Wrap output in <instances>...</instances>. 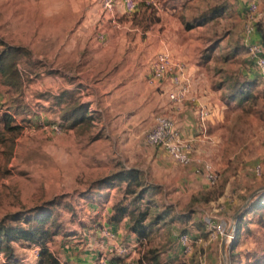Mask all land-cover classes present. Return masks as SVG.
I'll use <instances>...</instances> for the list:
<instances>
[{"label":"rangeland","instance_id":"rangeland-1","mask_svg":"<svg viewBox=\"0 0 264 264\" xmlns=\"http://www.w3.org/2000/svg\"><path fill=\"white\" fill-rule=\"evenodd\" d=\"M136 1L140 4L138 12L115 17L114 21L95 22L89 35L96 40L95 47L69 42L68 37L84 19L83 5L78 8L79 0H0V39L13 46H24L29 52L23 51L17 61L16 77L0 78V116L9 111L21 128L9 160L6 161L0 148V222L14 225L7 219L15 214L23 218L49 210L53 224L50 231L55 236L46 244L47 249L63 264L84 260L86 264H96L103 252L99 235L106 222L111 223V217L100 218V214L93 220L87 194L94 191L101 200L111 194L112 199L120 200L123 187L111 185L109 178L117 169L137 168L143 171L146 180L143 201L133 203L129 195L122 206L113 208L115 213L122 207L128 209V231L135 236L130 241L125 230L116 235L115 245H135L120 264H245L248 257L264 253V232L256 231L252 225L248 226L250 232L246 228L236 230L237 220L264 192L259 191L264 187V175L254 173L257 165L264 166V81L260 80L258 85H255L258 81H250L255 87L245 89L241 96L233 90L243 83V71L253 67L251 63L244 66L247 53L242 55L245 52H241L239 43L248 5L253 1L260 13L254 26L264 46V0ZM145 2L155 6H147ZM213 10H218L220 17L205 27L185 32L172 29L177 37L173 39L176 47H184L188 59L182 61L186 64H196L192 57L213 46L220 47L215 56L205 59L208 63L202 61V66L212 84L225 87L219 95L222 105L218 120L208 129L217 146L205 157L219 179L192 204L187 200L190 188L179 186L177 181L185 176L184 170L175 169L177 164L162 148H150L143 142L153 126L154 116L144 112L130 122L108 121L106 103L98 87L104 83L98 84L94 78L111 74L110 59L104 56L91 60L90 66H99V73L91 80L84 73L87 67L83 66L89 61L87 52L98 54L104 49L98 47V37L110 34L113 50L121 46L114 43L116 37L125 35L122 50L137 52L138 58L144 55V66L149 70L153 58L159 54L152 51V38L148 39L155 24H164L168 17H173L183 25L200 20L202 14H211ZM158 14L162 17H157ZM164 31L161 25L162 37ZM236 47L241 54L234 57ZM133 61L137 60H130ZM254 67L257 68L255 62ZM61 75L78 81L71 85ZM60 98L65 101L59 106ZM74 103L91 104L105 114V119L100 120L97 113L93 123L83 121L70 127L71 122L63 121L64 111L60 109L64 105L71 109ZM58 125L61 131L55 133L52 126ZM161 167L169 171L164 172ZM133 189L139 190H129ZM101 204L99 208L105 211ZM138 219L143 221V225L137 226L143 230L141 240L131 226ZM224 232H232L234 240L230 244L223 241L220 233ZM180 236H187L192 242L188 255L178 243ZM11 246L14 264H38L39 246L25 241Z\"/></svg>","mask_w":264,"mask_h":264},{"label":"crops","instance_id":"crops-1","mask_svg":"<svg viewBox=\"0 0 264 264\" xmlns=\"http://www.w3.org/2000/svg\"><path fill=\"white\" fill-rule=\"evenodd\" d=\"M82 5L84 11V16L82 18L84 19H82V21L78 24L76 31L70 37H68L69 42L88 43L90 46L94 45L95 47H97V45L95 44L96 40L89 37L90 30L92 29L95 22L98 19H101L100 21L102 23L103 21L107 20L114 21L115 17L119 19V17L125 15V12L120 5H117L113 14H109L102 9L101 0H79L78 8ZM162 15H164V13ZM162 15L158 14L157 17H162ZM125 17L127 16L125 15ZM176 21L177 20L173 17H168V19L165 20L164 24H162L161 22L160 24H155L154 31L152 35L148 37V39L152 38L151 48L154 53H168L174 62H181L186 64L185 61L186 59H188V57L184 55V47L177 48L175 42H173V39L177 38L173 36L174 29L185 32L180 22ZM161 25H163L165 28L163 37L161 36V33H159V28L161 27ZM241 35L242 37H240L242 39L240 38L241 41L239 43L245 48H248V45L261 42V35L255 29L251 34H246L245 32H243L241 33ZM1 40L10 46H13L7 43V41L3 38H1ZM103 42H96L98 44V47H104V49L100 53L97 54L96 52L93 53L92 51L87 52L85 56L89 61L88 63H85L83 68L87 67L84 73H87L89 80H91L94 75L99 73V66L97 64L90 66L91 60L98 59L104 56L105 58L110 59L109 67L111 74L103 78H94L98 84L104 83L103 86L98 85V87L106 103L105 113L108 116V121L130 122L133 119L137 120L144 112L145 114L149 113L152 116L163 115L169 117L174 121L180 137L183 140L192 143L194 158L196 160L206 161L205 157L211 154L217 146L215 137L210 135L208 129L211 123H214L215 120H218L219 110L222 105L219 99V95H221L220 93L225 90V87L223 84H219L217 86L212 84L209 81L207 73L205 72L202 64L204 62L208 63L209 61H206L205 59L212 58L219 50L210 52V57L206 56L209 52L204 51V54L200 52L201 56L197 54V56L192 57V60H194L196 64L189 63L185 65L186 69L184 71V75L181 78V82L186 85L187 94L184 102L178 105L169 98V94L175 92L176 89L171 85V79L169 75L159 83L157 82L158 84H150L149 81H147L146 83L144 82V80H148L149 71L144 66L145 57L143 55L142 58H138L137 52H124L122 50L121 46L125 42V35H119L116 37L114 43L121 44V46H118L116 50L112 49L111 45L113 44V42L110 34H108L104 38ZM15 47H21L25 49L24 46ZM250 58L251 57L249 53L244 56V66L246 67L247 63H251L253 67L248 68L245 72L243 71V80H256L258 81L256 85H258V83H261L260 80L263 79L259 76L257 68L254 67V62L251 61ZM182 59H184L185 61H182ZM130 60L137 61L130 62ZM197 60L199 61L197 62ZM253 69L255 70V73H257V75L252 72ZM61 77L68 83L70 82L71 85L74 84V82L78 81V78L76 79L75 77L73 78V80L67 79L64 75H61ZM81 87L82 86L80 85L79 88ZM58 101L59 103H57V105L60 106L65 101V98H60L58 99ZM66 108L67 107L64 105L60 110L65 111ZM87 108L89 115L93 116V120L95 119L94 117H96L94 115H97V113L100 120L105 119V114H103L101 110L93 109L91 104L87 105ZM14 110L17 111L16 106H14ZM140 111L141 113H139ZM16 124L18 125L17 120ZM259 165L261 166L262 170L261 175H264V166H262L261 164ZM174 167L175 166H172V168ZM130 169L143 172L142 170L137 168ZM175 169H178L179 171L184 170L185 176L178 178L177 181L179 182V186L182 187L184 185L190 188L188 190V202L192 197L200 193L207 192L210 189V187L207 185L206 180L200 174L199 168L196 164H191L186 167L177 165ZM124 170L128 169H117L113 173L116 174ZM160 170L164 172L169 171V169L162 167L160 168ZM110 183L111 185L116 183V185L121 188L125 187L124 183L119 184L114 181H110ZM118 187L115 186V189H117ZM123 188L121 192L122 197L120 200L112 199L111 194H107L103 200H101L99 197H96V195H94V191L92 194H87V196L90 197V201L87 205L88 207H90V211L93 215L91 218L95 220L94 217L101 214L100 218L102 217L108 219V217H110L113 212L112 207L122 202L124 197H126V195H124ZM115 189L112 191H115ZM112 191L110 193H112ZM224 195H226V191ZM224 200L226 201V199ZM101 203H103L104 208L106 207L105 211L104 209L99 208L100 206L102 207ZM106 205H110V208H108V206ZM170 205L172 206L173 203H171ZM250 217L251 214H246L244 220L249 221L251 220ZM109 224H107L106 222V227L103 228L99 235L103 240V252L107 251L112 244L110 242V238L106 236L105 232L111 234L115 240L116 235L119 233H123V230H125L128 233V239L130 241L134 240L135 236L128 231L130 223L127 216L123 217L118 224ZM249 225L254 226V229H256V231H260L261 233L264 232V229H261L256 223H251ZM262 235H264V233H262ZM263 254L264 253H260L258 255ZM94 260H96V258ZM85 262V260L79 262L77 261L76 264H86Z\"/></svg>","mask_w":264,"mask_h":264},{"label":"trees","instance_id":"trees-1","mask_svg":"<svg viewBox=\"0 0 264 264\" xmlns=\"http://www.w3.org/2000/svg\"><path fill=\"white\" fill-rule=\"evenodd\" d=\"M218 10L211 11V14H208V12H205L200 17V20H195L192 22H185L182 26L184 31H191L194 28H202L207 25H209L211 22H214L215 20L219 19V14L217 13ZM157 23V22H154ZM0 78L1 80H7V78H13L16 77V65L17 61L20 59V56H22L23 51L29 53L27 50L21 47H15L10 46L6 43H4L0 39ZM240 48H243L241 52L242 55L249 53L248 48H245L244 46H240ZM240 48L236 47L233 50V56L237 57V55L241 54L239 53ZM219 46H213L211 49L207 52L217 51L219 50ZM30 55V54H29ZM240 85L237 86L233 90V93L237 94L238 96H241L245 89H253L256 85L253 83H250V81H241ZM6 86H9L8 84H4ZM11 87V86H10ZM62 119L64 122L69 123L71 122L70 127H75L80 125L83 121H89L90 123L93 120V116L89 115L88 108L85 104L82 103H74L73 107L67 108L63 114ZM21 132L20 126L16 124V118L11 114L9 111H6L0 116V148L2 149V155L7 160L10 159V156L12 155L13 149H14V143L16 138ZM117 182L119 184L124 183V197L123 201L114 205L113 208H118V206H122L123 202L127 201L129 195H132L133 203L143 201L141 200L143 196V191L145 187V179L142 174V172L138 170L128 169L124 170L122 172H118L116 174H113L109 180ZM130 188H138L139 190L133 189L129 190ZM201 196H204L203 193H200L194 197H192L190 203H195ZM172 208V212H174ZM246 214H251L252 219L249 221H245L244 217ZM30 215V214H28ZM163 218L167 217V212L163 214ZM20 215H13L12 219L8 220L11 223H14V225L5 224L6 221L0 222V261L3 260L1 264H14L16 261L13 258V250H12V243H17L19 241H25L31 244H34L35 246L40 247V253H39V262L38 264H63L53 253H51L47 247L46 244L48 241L55 236V233H52L50 230L52 229V214L49 210H42L37 212V214H33L31 216H24L23 218L19 217ZM127 216L129 218V212L126 208H121L119 213H115V211L112 212L111 218L109 221L114 224H118L123 217ZM137 220L135 223L136 225H133L135 220L133 221V224L131 225L132 232L134 234H137V237H140L141 240L142 235L141 231L137 228L138 225H143V221ZM243 220L245 221L242 227ZM251 223H256L261 229H264V192L262 195H260L255 202H253L247 212L241 216L236 223V230H240L241 228H246L248 232H250L248 225ZM138 239V240H139ZM251 257V258H250ZM248 257V261L245 264H264V254L260 256H250ZM249 258L251 260H249ZM66 264V263H64Z\"/></svg>","mask_w":264,"mask_h":264},{"label":"built area","instance_id":"built-area-1","mask_svg":"<svg viewBox=\"0 0 264 264\" xmlns=\"http://www.w3.org/2000/svg\"><path fill=\"white\" fill-rule=\"evenodd\" d=\"M145 3L147 6H155L152 2L151 4ZM117 5L123 8L125 14H133L138 12L140 8V4L136 0H101L102 9L109 14H113ZM259 18L258 6L253 1L248 5L247 20L244 25V32L246 34H251L254 31V25ZM98 40L103 42L104 37L99 36ZM248 51L251 59L257 66L259 76L264 80V46L260 43L251 44L248 45ZM185 69L186 66L183 63L174 62L168 53H160L153 58L150 64L148 81L150 84L159 83L169 75L171 85L173 88H176L175 92L169 94V98L180 105L184 102L187 94V87L181 82ZM52 130L55 133H59L61 126H52ZM144 144L150 148H162L167 157L179 166L186 167L196 164L200 174L204 177L210 188H213L217 184L219 179L217 171L210 163L194 158L192 143L180 137L171 118L155 115L153 117V126L144 136ZM254 173L256 176H261L262 170L260 165L254 168ZM210 228H214V226H210ZM105 234L110 238L112 244L107 251L99 255L96 264H120V261L125 260L130 252L133 251L135 245H115L113 236L108 232H105ZM220 235L227 244H230L234 240L232 232H224L220 233ZM178 243L184 254L188 255L191 253L192 242L187 236H180Z\"/></svg>","mask_w":264,"mask_h":264},{"label":"water","instance_id":"water-1","mask_svg":"<svg viewBox=\"0 0 264 264\" xmlns=\"http://www.w3.org/2000/svg\"><path fill=\"white\" fill-rule=\"evenodd\" d=\"M259 191H264V187H262V188H260V190ZM253 196V195H252Z\"/></svg>","mask_w":264,"mask_h":264}]
</instances>
